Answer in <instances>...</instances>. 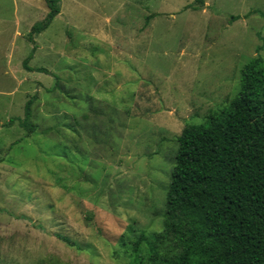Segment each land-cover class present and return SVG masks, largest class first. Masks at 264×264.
<instances>
[{
    "label": "rangeland",
    "instance_id": "rangeland-1",
    "mask_svg": "<svg viewBox=\"0 0 264 264\" xmlns=\"http://www.w3.org/2000/svg\"><path fill=\"white\" fill-rule=\"evenodd\" d=\"M60 5L34 44L45 0H0V264H131L121 237L163 229L178 136L264 59V0ZM35 46L49 74L25 69Z\"/></svg>",
    "mask_w": 264,
    "mask_h": 264
},
{
    "label": "trees",
    "instance_id": "trees-1",
    "mask_svg": "<svg viewBox=\"0 0 264 264\" xmlns=\"http://www.w3.org/2000/svg\"><path fill=\"white\" fill-rule=\"evenodd\" d=\"M202 1V0H201ZM48 13L29 39L61 13L60 0H45ZM36 46L24 61L28 72ZM31 98L19 124L33 134ZM163 229L146 233L130 225L120 244L131 264H264V59L241 70L237 97L177 138ZM70 246L67 237L58 236ZM54 264H59L55 261Z\"/></svg>",
    "mask_w": 264,
    "mask_h": 264
},
{
    "label": "water",
    "instance_id": "water-1",
    "mask_svg": "<svg viewBox=\"0 0 264 264\" xmlns=\"http://www.w3.org/2000/svg\"><path fill=\"white\" fill-rule=\"evenodd\" d=\"M202 8H205V6H202Z\"/></svg>",
    "mask_w": 264,
    "mask_h": 264
}]
</instances>
